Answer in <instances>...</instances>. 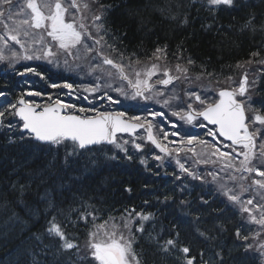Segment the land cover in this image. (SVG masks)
Segmentation results:
<instances>
[{
  "label": "trees",
  "instance_id": "trees-1",
  "mask_svg": "<svg viewBox=\"0 0 264 264\" xmlns=\"http://www.w3.org/2000/svg\"><path fill=\"white\" fill-rule=\"evenodd\" d=\"M100 3L109 9L105 23L116 37L115 46L125 56L135 53L141 61L138 68L155 62L150 59L153 52L165 46L167 57L159 61L161 66L174 69L177 63L187 65L189 58L194 61L188 66V74L193 78L191 83L176 81L174 85L157 87V90L163 89L167 94L175 87L183 98L185 90L199 92L201 84L209 85L210 89L232 88V80H235L234 86H237L247 72L250 85L256 79L255 87L250 88V104L253 110L264 115V0H235L233 7L221 6L215 13L208 10L204 0H100ZM185 16L186 24L182 22ZM252 17L255 19L251 26L245 27L246 21ZM106 39L112 42L111 36ZM7 60H0V92L5 93L0 96V111L8 109L0 118L4 125L0 126V264H88V260L82 257L86 255L84 243L92 222L89 221L87 226L81 223L75 228L71 225L67 228L70 237L73 234L79 236V240L74 241L81 246L79 253L75 250L58 252L57 238L44 233L51 212L48 200L64 210L81 204L93 205L98 209L96 225L106 220L111 224L110 217L120 223L121 217L127 216L125 209L153 213V219L142 222L145 231L136 233L135 237L134 247L141 264H185L189 256L196 257L195 264H264V255L259 248L264 244V226L250 220L249 214L241 212L237 206L226 205V198L216 191L210 177H206L207 182H201L181 174L175 165V152L172 157L167 156L146 136L135 138L136 143L142 144V150L132 147V137H119V140L130 141L126 154L112 145H102L91 151L80 150V154L66 160L64 147L41 144L23 132L18 117L9 114L14 110L8 106L16 104L21 96L37 105L49 103L50 98L57 97V88L51 85L61 82L59 78L64 74H56L55 64L40 59L51 69L36 62L34 76L30 73L22 77L18 71L26 67L25 63L18 58H13V62ZM84 75L82 73V78ZM197 76L200 79H196ZM84 79L94 83L89 76ZM117 82L108 80L111 85ZM30 92L42 95H28ZM108 92L116 96L115 91ZM201 97L205 98V95ZM161 99L157 96L144 100L137 96L116 108L119 111L126 109L124 113L130 119L139 116L142 120L144 117L149 120L150 112H164V117L156 116L153 122L154 136L161 143L164 141L161 136L170 128L171 122L177 124L180 139L193 135L206 140V130L193 129L189 123L171 114L183 107L182 103L165 107L156 102ZM92 107L99 110L97 106L87 109ZM110 107L104 103L100 112H107ZM193 107H198V102L193 103ZM78 109L76 107L72 112L93 114H82ZM9 123L16 127L7 128ZM211 144L209 142V146ZM184 147L185 151L178 154L179 159L198 175L219 170L218 164L197 163L206 158L203 146H193L199 155L188 152L187 145ZM111 156L116 158H107ZM155 156L163 157L164 162L156 161ZM142 159L146 163H141ZM176 176L181 179L177 180ZM253 178L254 174L244 183L247 185ZM128 188L132 191H126ZM195 189L199 193L195 194ZM165 196L169 197L166 202ZM194 198L200 199L198 213ZM248 198L249 193L242 197ZM256 215L260 219V209L256 210ZM138 223H141L138 218L133 221V232ZM237 229L241 237L249 236V241L237 238ZM176 232L179 237L175 236ZM201 232L209 238L201 236ZM169 238L177 239L179 247L188 246L190 254L178 249L163 251L161 245ZM248 243H252V249H247Z\"/></svg>",
  "mask_w": 264,
  "mask_h": 264
},
{
  "label": "snow or ice",
  "instance_id": "snow-or-ice-1",
  "mask_svg": "<svg viewBox=\"0 0 264 264\" xmlns=\"http://www.w3.org/2000/svg\"><path fill=\"white\" fill-rule=\"evenodd\" d=\"M204 2L208 10L213 13L221 6L233 7L235 5V0H204ZM108 10V7L101 4L100 0H0V25L3 26L0 41L3 42L5 48L8 47L10 40L24 49L23 56L12 51L11 57L13 58L45 59L56 66H60L61 58H63V67L66 70L83 72L93 79L94 83L84 86L85 92L93 94L101 92L104 87L101 81H104L108 88L126 95L123 88H112V85L107 83L109 79H112L127 82L133 89V98L139 96L144 100H150L158 96L162 99L156 102L162 103L165 107L182 103L184 106L178 111H173L171 113L173 116L189 124L202 117L207 123H200L199 127L208 129L209 136L226 138L230 144L225 145L221 141L220 146L216 144L209 146L206 140H200L196 136H187L179 141H171L170 143L179 145L173 150L157 140L152 131L153 125L147 117L143 120L139 116L125 119L123 112H100L95 107L78 109L82 114L91 112L93 115H77L69 112V110H76L75 104L64 103L59 99L41 106L25 101L21 96L16 104L8 106L14 110L9 114L19 117L20 127L26 130L30 137L57 148L64 147L66 160L70 156L80 154V150L91 151L95 146L102 145H112L126 154L130 141L118 140V133L130 134L132 147L142 150V144L136 143L135 133L137 129L146 127L148 141L169 157H172L175 152V165L181 174H186L201 182H207L206 177H210V183L216 185V191L226 198V205L237 206L241 212L249 214L250 220L264 226V203L261 202L264 201V115L252 109L251 96L248 95L249 88L255 87L256 79H253L250 85L248 73L245 72L238 87H225L218 91L211 89L213 94L218 96L217 99L208 97L207 90L205 98H202L199 92L189 90L184 91L182 98L176 92L175 87L169 89L167 94L163 89L154 91L158 85L167 88L169 85H174L176 81L191 83L193 78L188 74V66L194 64V61L189 58L187 65L177 63L174 69L166 66L162 68L159 61L166 60L167 46H165L164 48L158 47L153 52L150 59L155 62L144 68H138L141 61L135 53L125 56L124 52L115 46L116 37L105 23ZM14 17H23V19H14ZM254 19L255 17H252L246 21L245 27H250ZM182 22L185 24L188 22L186 16ZM109 36L112 37L111 43L106 39ZM46 37L50 38V41L46 42ZM28 44L40 45V47L33 51L32 55H28ZM7 59L9 57L4 55V48H0V60ZM25 71L35 72V69L26 68ZM36 74L40 75V73ZM203 74L202 72L201 76ZM19 75H24V73H19ZM207 75L212 76V73H207ZM154 76L163 78L152 83ZM196 79H200V76ZM227 79L231 80V77ZM61 86L70 91L73 89V85L67 82L63 85H51L53 88ZM145 92L153 93V95H145ZM4 95L5 93L0 92V96ZM28 95L40 96L42 93L30 92ZM105 98L113 103H119V101H114L107 91L97 97L100 100ZM83 99H87V96ZM189 100L192 103H188ZM196 102H198V107H193V103ZM6 112L8 109L0 111V118H3ZM149 115L164 117V112H151ZM209 124L218 127L215 130L210 129ZM0 126H4L2 119H0ZM6 127L11 129L16 125L9 123ZM172 135L179 136L180 133L177 131ZM163 137L166 140L168 133H163ZM194 144L203 146L206 153V158L198 160L197 163L218 164V171L198 175L181 163L178 154L185 151V145ZM187 151L199 155L195 147H189ZM107 158L115 159L116 157ZM127 159L131 160L132 157L127 156ZM154 159L160 161L161 164L164 162L161 156H155ZM141 163H146V161L142 159ZM253 174L255 178L246 185L244 181H248L249 176ZM175 178L179 180L181 176ZM126 191L131 192L132 189L128 188ZM253 192L256 195H251ZM245 193H249L250 198L242 199ZM257 196H259V201H257ZM168 199L169 197L165 196L164 202ZM181 203L185 202L181 201ZM48 207L51 212L49 213L50 218L46 221L44 233L49 237L57 238L58 252L75 250L79 253L81 246L78 242H74L79 240V236L73 234L70 237L67 228L69 225L75 228L81 223L87 226L91 221L92 226L87 230L84 243L86 255L82 259H87L88 264H141L140 256L134 247L135 237L136 233L145 231L142 222L153 219V213L125 209L127 216L121 217L120 223H116L115 218L110 217L111 224L106 220L103 224L96 225L95 213L98 209L93 205L81 204L79 207L70 206L64 210L59 209L52 200H48ZM257 209H260V219H257ZM137 218L141 223L137 224L133 232V221ZM200 235L206 239L209 238L204 232ZM235 235L243 241L250 239L247 235L241 237L239 229L236 230ZM256 235L258 236L259 233ZM175 236L179 237V232H176ZM252 248V243H248L247 249ZM259 248L261 254L264 255V244H260ZM161 249L165 252L178 249L184 254L191 252L188 246L179 247L178 240L172 238L164 240ZM195 261V256H189L185 264H195Z\"/></svg>",
  "mask_w": 264,
  "mask_h": 264
},
{
  "label": "rangeland",
  "instance_id": "rangeland-1",
  "mask_svg": "<svg viewBox=\"0 0 264 264\" xmlns=\"http://www.w3.org/2000/svg\"><path fill=\"white\" fill-rule=\"evenodd\" d=\"M14 19H23V17H14ZM0 35H3V31H1L0 30ZM10 41V40H9ZM15 43V42H14ZM28 55H32L33 54V51H35L37 48H39L40 47V45H31V44H28ZM0 48H4V55H7V57H9V59L7 60V61H9V62H13V57H11V53H9V51H8V48H5L4 47V45H3V42L2 41H0ZM13 51H16V52H18L19 54H20V56H23V54H24V49H21L20 48V46L19 45H17L16 47H15V49L13 50ZM19 59V61L20 62H24L25 64V69L26 68H32V69H34L33 68V66H34V64L37 62V63H42L41 61H40V59H33V60H24V59H21V58H18ZM61 61H63V60H61ZM151 63H148L147 65H144L142 68H144V67H146V66H148V65H150ZM161 64V63H160ZM30 65V66H29ZM60 65L61 66H63V64H61L60 63ZM162 68H163V66H161ZM49 68V67H48ZM29 73V72H28ZM81 73H83V72H81ZM32 76H34V74H32ZM90 77V76H89ZM91 78V77H90ZM143 78V77H142ZM160 78H163L162 76H154V77H152V80H151V82L152 83H155V81L157 80V79H160ZM92 79V78H91ZM101 83L104 85V87L102 88V90H101V92H103V91H109V90H112L111 88H108L107 87V84L104 82V81H101ZM107 83H108V81H107ZM117 87H120V88H123L124 89V91H125V93H126V95H122L120 92H116L115 91V93H116V96L118 97V101H121V102H125V101H133V100H135V98H133V90H130V88H129V85L127 84V82H121V81H119L118 80V82L116 83V84H114V85H112V88H117ZM158 87H160V85L158 86ZM68 90V89H67ZM157 90V89H156ZM155 90V91H156ZM68 92V95H74V93H72V90L70 91V90H68L67 91ZM101 92H98V93H94V94H99V93H101ZM63 94V93H62ZM90 94H93V93H90ZM89 97V96H88ZM114 98V97H113ZM57 99H59V98H55V99H52L51 101L53 102V101H55V100H57ZM60 100V99H59ZM64 103H67L66 101H64V100H62ZM108 102H109V100H108ZM195 123V122H194ZM194 123H192V124H194ZM208 128H210L209 126H208ZM210 129H212V128H210ZM209 138H210V140H211V142H215L216 143V145L217 146H220V143H221V139L219 138V137H212V136H209ZM224 144H225V142H223ZM174 144V145H173ZM176 146V145H178L177 143L175 144V143H167V146ZM225 145H227V144H225ZM194 145H192V147H193ZM189 147H191V146H189ZM222 150H227V149H222ZM240 159H242V157H240Z\"/></svg>",
  "mask_w": 264,
  "mask_h": 264
},
{
  "label": "flooded vegetation",
  "instance_id": "flooded-vegetation-1",
  "mask_svg": "<svg viewBox=\"0 0 264 264\" xmlns=\"http://www.w3.org/2000/svg\"><path fill=\"white\" fill-rule=\"evenodd\" d=\"M191 193L194 194L193 191H191ZM194 199L197 200V204H196V212L198 213V212H200V199H198V198H194Z\"/></svg>",
  "mask_w": 264,
  "mask_h": 264
},
{
  "label": "water",
  "instance_id": "water-1",
  "mask_svg": "<svg viewBox=\"0 0 264 264\" xmlns=\"http://www.w3.org/2000/svg\"><path fill=\"white\" fill-rule=\"evenodd\" d=\"M217 127H218V126H217ZM143 129H144V128H143ZM145 129H146V127H145ZM139 130H141V129H137L136 132L139 131ZM23 131H26V130H23ZM119 134H128V133H118L117 136H118ZM224 139H226V138H224ZM226 140H227V139H226Z\"/></svg>",
  "mask_w": 264,
  "mask_h": 264
}]
</instances>
